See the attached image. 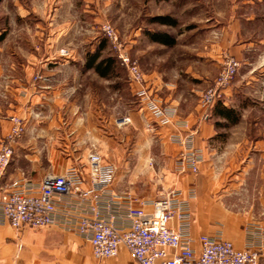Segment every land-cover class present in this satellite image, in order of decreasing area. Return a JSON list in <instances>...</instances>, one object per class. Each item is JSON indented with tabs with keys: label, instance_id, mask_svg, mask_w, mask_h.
<instances>
[{
	"label": "crops",
	"instance_id": "1",
	"mask_svg": "<svg viewBox=\"0 0 264 264\" xmlns=\"http://www.w3.org/2000/svg\"><path fill=\"white\" fill-rule=\"evenodd\" d=\"M13 1L12 8L16 6L13 11L8 14L0 12V36L3 32L6 35L0 42V143L13 127L10 117L22 118L26 131L14 148V158L3 180L4 189L11 188L19 180L39 184L48 174L62 175L72 167L81 169L87 187L90 180L88 156L92 152L99 154L102 159L105 156L104 145L108 136L102 125L106 116L103 108L98 107L96 96L86 94L80 97L76 94L77 90L86 85L85 73L87 76L92 73L94 81L96 77L101 81V77L82 60L68 62L61 55H53L50 37L44 34L43 21L31 24L38 31V38L30 37L26 43L29 51L21 53L19 40L14 38L19 28L18 22L21 20L20 24L29 32L28 19L36 10ZM240 1L237 5L232 4L231 14L234 16L229 22L220 13L210 14L201 28V36L196 38L194 33L185 43H181L193 51L199 50L196 45L200 42L202 51L188 52L186 58L177 61L189 65L214 62L220 66L225 53L249 62L253 51L257 48L263 51L264 39L249 38L246 33L249 24L254 26L258 23L259 19L253 12L258 11L256 7L263 0ZM147 32L152 38L151 30ZM154 43L160 49L169 48ZM143 56L145 60H151L152 52ZM160 68V62L154 64L151 60L147 63L145 75L148 89L165 107L176 110L177 119L188 122L191 129L197 132L196 146L205 155L206 161L198 174L179 177L171 174L166 182L170 190L197 191V197L191 202L194 238L210 236L222 230L224 239L238 250L264 244V198L259 201L258 212L254 208L245 212L241 209L232 212L225 200L223 188L219 184L207 187L204 184L210 173L221 177L226 172L238 171L235 161L239 160L237 158L241 154L244 161L243 168L239 167L241 173L248 174V171L251 173L256 168L264 172V138L257 137L248 147L244 146L249 139L247 136L236 137L221 150L218 135L224 127L233 124L221 114L224 107L229 108L232 89L204 118L198 102L197 86L210 83L209 73L204 75L189 70L190 74L186 73L188 76L178 74L171 83L165 79ZM35 76L42 79L36 81ZM125 117L131 120V124L135 123V128L138 126L143 129L147 123L154 125L156 136L165 147L166 157L172 163L175 162L181 148L170 140L176 133L172 125L160 127L142 107L129 109ZM78 123H81L80 127H77ZM255 158L260 163L259 167L255 165ZM240 189L239 186L229 188L231 193H237ZM194 247L199 249V242ZM119 250L116 257L97 259L87 239L61 227L17 231L8 223L0 226V264H135L125 246ZM261 254L264 258V248Z\"/></svg>",
	"mask_w": 264,
	"mask_h": 264
},
{
	"label": "rangeland",
	"instance_id": "2",
	"mask_svg": "<svg viewBox=\"0 0 264 264\" xmlns=\"http://www.w3.org/2000/svg\"><path fill=\"white\" fill-rule=\"evenodd\" d=\"M13 2V0H3L0 3V12L8 14L9 11H13L16 7L12 8ZM16 2L25 8L36 10L28 19L29 32L26 31V27H22L21 20L18 22L19 28L15 31L14 38L19 40L21 53L29 51L26 43L30 37L38 38V31L33 29L31 24H40L42 21L44 34L48 35L51 40L52 54L61 55L68 62L75 60L86 62L89 53H95L105 47L102 57H111L115 61L114 73L110 78L100 76V83L97 77L94 81L92 73L89 76L85 73L86 85L77 90L76 95L96 96L99 100L98 107L104 110L106 117L102 126L108 137L104 145L106 152L102 162L113 164L116 167L114 183L116 182L117 186L113 184L114 191L130 193L139 198H162L170 191L166 187L168 178L171 174L177 176L175 162L168 160L162 140L156 136V129L153 131L149 128L148 123L143 129L138 126L135 128V123L131 124V120L128 124H119L123 118H126L129 109L142 107L129 83L130 70L120 56H126L131 64L134 63L137 66L140 74L143 75L145 89H148L145 68L151 60L154 64L160 62V71L171 83L178 74L183 77L187 75V72L190 74L189 70H196L204 75L208 72L210 83L206 86H197L198 102L201 106V95L220 75L225 56L231 55L225 53L220 66L214 62L205 65H189L177 60L186 58L188 52L200 53L202 45L199 42L196 45L199 50L192 51L183 47L181 43H185L187 38L194 33L196 38L201 36V28L210 14L220 13L219 15L225 17L227 22L232 20L234 16L231 14L232 4L237 5L241 1L16 0ZM256 9L258 11L253 13L259 21L254 26L249 24L246 33L249 38L264 39V0ZM160 16H170L176 19L177 26L159 25L152 21ZM107 26L114 32L113 37H109V34L105 32ZM147 30H151L152 34L166 32L177 40V44L174 47L168 46V49L162 47L160 49L149 37ZM262 50L257 48L253 51L249 62L241 61L239 74L231 85L233 94L228 105L235 111L237 119L235 123L224 127L218 135V145H221V150L231 144L233 138L236 137L247 136L249 139L246 140L244 146L248 147L257 137L264 138V48ZM62 52L66 55L63 56ZM147 52H152L151 60H145L143 55ZM148 90L152 97L158 99L150 89ZM201 112L203 114L202 110ZM80 124L78 123L77 127H80ZM237 159L239 160L235 162L238 171L226 172L221 177L210 173L205 178V187L219 184L225 191V200L232 212L238 209L245 212L253 208L258 212L259 201L264 198V172H259L256 168L251 173L249 171L248 174L241 173L240 170L244 165L243 155L241 154ZM255 160L257 161L255 165L259 167L258 159L255 158ZM230 185L239 186L241 189L237 193H231ZM249 203L253 205L249 206Z\"/></svg>",
	"mask_w": 264,
	"mask_h": 264
},
{
	"label": "built area",
	"instance_id": "3",
	"mask_svg": "<svg viewBox=\"0 0 264 264\" xmlns=\"http://www.w3.org/2000/svg\"><path fill=\"white\" fill-rule=\"evenodd\" d=\"M105 32L114 36L108 26ZM120 58L130 70L129 83L142 107L160 127L172 125L176 129L170 140L181 148L175 159L177 176L198 174L206 160L195 143L197 132L188 122L177 119L175 109L152 97L134 63L126 56ZM240 68L238 58L225 56L220 75L201 95L202 117L207 118L226 97ZM10 122L13 127L0 143V226L8 223L17 231L61 227L87 239L97 259L116 257L125 246L135 264H264V244L238 250L224 239L222 230L194 238L191 202L197 197L196 190L172 189L159 199L119 194L113 189L115 165L103 163L95 152L88 157L87 187L81 169L72 167L62 175L48 174L39 184L19 180L4 189L14 148L26 131L22 118L10 117ZM128 123L130 119L123 118L119 124ZM196 242L199 249L194 247Z\"/></svg>",
	"mask_w": 264,
	"mask_h": 264
},
{
	"label": "trees",
	"instance_id": "4",
	"mask_svg": "<svg viewBox=\"0 0 264 264\" xmlns=\"http://www.w3.org/2000/svg\"><path fill=\"white\" fill-rule=\"evenodd\" d=\"M2 1L3 0H0V3ZM152 21L158 23L159 25L161 24L170 27L177 26V20L170 16L156 17ZM5 36V32H3L0 36V42L5 38ZM151 36L152 40L160 45L163 44L169 47H174L176 44V39L166 32H155ZM104 48L105 47L100 48L95 53H89V55L86 57V66L94 68L96 73L102 78H110L114 73L115 61L111 57H102ZM221 114L228 120L234 123L236 122V113L233 111V109L224 107L223 110H221Z\"/></svg>",
	"mask_w": 264,
	"mask_h": 264
}]
</instances>
